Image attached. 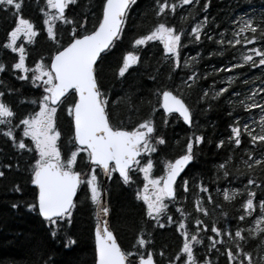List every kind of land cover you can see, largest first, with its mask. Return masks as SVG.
Instances as JSON below:
<instances>
[{"label": "trees", "instance_id": "1", "mask_svg": "<svg viewBox=\"0 0 264 264\" xmlns=\"http://www.w3.org/2000/svg\"><path fill=\"white\" fill-rule=\"evenodd\" d=\"M169 2L177 4V11L175 14L169 12L166 17L156 16L155 0H137L131 6L121 37L112 49L103 54V72L100 76L102 89L119 102L116 104L115 114L120 120L115 122L130 125L131 122L136 124L150 116L154 117L157 135H163L166 140V144L158 146L153 155L158 167L181 154L187 140L196 136H203L205 139L194 145L196 159L180 179L177 197L168 203V211L164 213L166 216L159 220V224L164 225L163 228L156 220L145 217L146 207L136 198L143 181L141 172L132 174L133 182L128 184L112 179L109 185L112 228L125 249H131L143 229L150 244L148 250L156 254L158 264H168V260L174 258L182 247L183 236L179 228L181 221L189 226L191 232L197 227L196 218L204 220L209 228L213 223L217 227L230 229L233 233L241 228L247 239L239 243L245 251L253 253L255 264L264 256V246L259 253L257 251L264 241V235H249L248 230L257 227L255 220L261 214L260 209L257 206L256 211L243 221L239 217L245 214L242 205L248 198L245 185H248L249 178L255 179L257 185H248L251 191L257 193L254 203L258 205L264 199V170L255 166L252 171L245 164V161L253 163L249 160V153L254 152L256 159L264 156V145L252 144L243 132L239 146L230 142V138L233 137L232 128L237 123L241 127L247 124L257 134L260 133V121L264 112L259 108L249 109L246 106L253 100L264 104V91H261L264 89V66L253 68L250 64H245L242 68H232V65L243 64V55L250 54L248 49L264 48V42L233 46L227 41L233 40L243 21L264 20V0H199L198 3L193 0L192 4L183 6L180 5V0ZM103 3L104 0H78L77 5L71 6L66 15L77 19H81V14L86 15V27L91 30L101 17ZM205 4L208 5L206 8ZM41 9L48 10L46 0H23L22 14L34 23L39 33L32 43L24 40L17 42L18 46L22 44L26 49V66L30 69L35 68L36 63L41 60L49 64L60 45L69 42L71 32L68 25L59 21L56 25L60 44L52 41L43 24L45 15ZM13 12L0 9V62L7 64L9 68L18 60L19 55L3 47L7 42L8 32L14 27L16 17ZM165 19L169 25L174 24L178 30L182 28L185 32L182 36L179 67L175 66V57L167 55L159 42L149 41L140 46L134 43L136 38L146 35L156 23ZM198 23H202L203 27L200 40L195 41L191 28ZM242 36L250 37V33H243ZM221 40L224 41L223 44L220 43ZM129 51L139 54L140 61L124 77H120L119 67L122 66L124 54ZM253 59L258 64L259 57L254 55ZM229 68L232 70L227 71ZM194 73L195 79L190 80L189 77ZM22 75L24 73L17 69L0 73V91L6 93L5 100L12 104L18 114L12 121L13 125L30 113L38 112V104L32 101L44 94L42 82L37 81L34 85L31 79H19ZM28 75L31 77L32 73L29 72ZM163 88L173 90L188 102L193 113L190 128L182 124L178 117L165 118L158 109L157 89ZM221 88H227L228 91L217 96ZM205 92H208L207 97L204 96ZM253 93L257 94L253 97ZM73 99L71 96L57 111V127L62 132L59 142L62 153H66L71 147L68 141L73 132L67 105ZM5 130L6 126L0 125V170H6L7 173L5 177H0V264H45L46 261L48 264H95L96 220L94 206L86 197L87 190L83 186L78 192L73 223L64 225L61 221L63 228L53 238L49 224L23 203L32 202L36 197V189L31 185L30 177L33 157L38 154L15 147L3 135ZM14 130L18 138L22 137L23 126ZM23 139L29 147L34 148L30 138ZM221 140L225 142L223 146H219ZM83 155L86 157V154ZM8 164H12L11 169L4 168ZM221 164L226 167L220 168ZM79 168L84 169L83 162H79ZM225 171L229 173L228 176H225ZM183 180L189 181L188 191L183 188ZM16 184L23 186L22 192L13 191ZM201 185L207 188L206 192L201 191ZM235 189H240L242 194L232 201L225 200L224 191L231 193ZM209 195L211 200L208 199ZM87 196H90L89 192ZM198 198H202L201 206L208 209V215L196 211ZM14 202L19 203V208L11 207ZM181 208L185 216L177 211ZM169 215L173 217V222L167 220ZM200 235L204 244L195 245L194 249L200 264H203L204 259H211L215 264H230L224 253L233 242L227 236L224 237V247L217 243L216 249H209L208 238L215 234L209 230ZM67 236H71L77 243L66 246ZM161 251L164 252L162 257L159 255Z\"/></svg>", "mask_w": 264, "mask_h": 264}, {"label": "snow or ice", "instance_id": "2", "mask_svg": "<svg viewBox=\"0 0 264 264\" xmlns=\"http://www.w3.org/2000/svg\"><path fill=\"white\" fill-rule=\"evenodd\" d=\"M198 3L199 0H196ZM47 9H41L45 18L43 24L47 26V35L58 45L60 41L57 38L56 21H62L71 29L69 42L60 47L51 58L50 64H45L43 60L36 63L35 68L30 69L26 66V49L20 44L17 45L18 39L23 35L29 43H32L34 37L39 33L34 23L30 19L24 18L22 14L23 0H0V9H7L13 12L16 17L14 27L7 34V42L3 45L5 49H10L13 53H18V60L11 65V68L3 62H0V73L10 71L11 69L21 70L24 75L20 76L21 80L31 79L32 84L37 81L44 85V94L32 103L38 104L39 111L30 113L19 120L16 125L12 121L17 118V112L12 104L5 100L6 93L0 91V125L6 126L3 135L10 139L11 143L18 149L27 150L37 153L33 157L34 163L31 164L32 185L37 186L38 195L34 201H24L25 206L32 212L38 213L51 228V236L56 238L64 225L73 223V212L77 208L74 197L77 190L83 185L90 196L92 205L96 208V223L94 228V241L96 264H158L155 253L149 251V241L145 238V231L141 229L136 237V243L131 249L122 248L117 241L114 230L111 228L107 216L110 208L103 197V187L98 179L97 169L111 178L113 172H119L125 184L131 183L132 173L135 168L144 174L143 190L137 191L136 198L142 200L146 205V215L152 220H156L159 224V218L168 211V204L165 203L167 198L176 197L177 178L185 169L196 159L194 145L204 141L203 136H196L187 140L183 154L174 160H166L163 162V175L153 178L152 172L154 162L150 158L152 153L157 152L160 145H165L166 140L163 135H157V128L154 119H143L137 123L131 130L122 126L121 123H113L111 118L110 100L108 93L103 91V84L100 79L103 72V55L114 46L123 31V26L127 20V14L130 7L137 3V0H104L102 9V18L97 20L96 25L89 31L86 27L88 17L81 14V19L70 18L66 15V9L70 6L77 5L78 0H46ZM193 0H180V5L192 4ZM156 16L166 17L169 12L175 14L177 4L169 0H155ZM208 5L205 4L206 8ZM183 19V18H182ZM207 17H205V21ZM203 24L198 23L191 28V35L195 41L201 38V30ZM250 33L249 36H242L243 33ZM185 35L184 30L177 29V26L169 25L166 19L161 20L146 34L135 39L136 46L146 45L149 41L160 40L164 44L166 53H170L175 57V66H180V48L182 47V36ZM211 39V37H208ZM264 42V20L255 22L253 19L243 21L239 31L234 34L233 40L227 41L228 44L235 46L236 44H253L256 42ZM220 43H224L223 40ZM248 53L243 55V64L232 65V68H242L245 64L251 67L264 66V48L253 47L248 49ZM259 57L258 64L253 56ZM140 57L134 52H128L123 58V64L119 67L118 75L124 77L129 68L137 64ZM187 63V62H186ZM232 68L227 69L231 71ZM223 70V69H222ZM32 75L29 77L28 73ZM153 79H155L153 77ZM190 80L195 79V73L189 77ZM231 82V78H229ZM190 87V85H189ZM70 90L78 94V99L67 105V114L72 119L74 125L73 134L68 141L71 145L66 153H62L60 140L62 137L61 130L57 127V111L62 104L67 102V95ZM227 88H221L216 94L223 95L227 92ZM264 91V89H261ZM157 93L162 97V107L167 113H178L183 120L189 125L193 122V113L185 100L174 94L172 90L167 88L157 89ZM257 93H253V97ZM208 96V92L204 93ZM150 103V102H149ZM249 109L259 108L264 112V104L252 103L246 106ZM155 109H153V113ZM167 123V121H164ZM23 126L22 137L18 138L15 128ZM260 133L257 134L249 125L244 124L242 127L232 128L233 137L230 142L241 145L242 132L246 133L250 138V142L254 145H264V117L260 121ZM23 137H30L34 148L29 147L25 143ZM225 142L221 140L219 146H223ZM147 153V156H142ZM86 154V157L83 155ZM83 162L84 169L79 168V162ZM146 161L141 166V161ZM249 160L253 163L245 161L249 170L254 171L255 166H260L264 170V156L259 159L255 158V153H249ZM220 168H225V164H221ZM5 169H11L12 164L4 166ZM6 170H0V177L6 176ZM225 176L229 173L225 171ZM188 180H183V188L188 191ZM248 185L256 187L255 179L249 178ZM245 185L247 190V200L242 207L245 214L239 219L245 220L246 216H251L257 209H260V215L255 220L257 227L249 229V235H264V199L259 201L257 205L254 203L257 193L251 191ZM264 187V185H262ZM13 191L22 192L23 186L16 184ZM201 191H207L201 185ZM240 189H235L231 193L224 191V199L232 201L237 195H241ZM209 200L212 197L209 195ZM202 198L196 201V211L208 215V209L201 206ZM13 209L19 208V203H12ZM182 216H185L184 210L177 209ZM190 215V214H189ZM224 215H227L225 213ZM169 222H173L172 216H167ZM196 229L194 232L189 230V226L181 221L179 228L183 236L182 247L174 258L168 260V264H200L195 254V245L204 244V240L200 233L211 231L215 235L208 239L209 249H216L217 243L222 247L225 246L224 237L227 236L233 243L225 250V255L230 262L235 264H254L253 253L245 251L239 241L247 239L244 235V229L237 228L233 233L230 229L217 227L215 223L209 225L200 218L195 219ZM161 228L163 224H159ZM217 237H220L217 240ZM77 241L71 236H67V245H74ZM261 246H258V253ZM219 252V249H217ZM159 255L164 256L161 251ZM45 264H48L46 261ZM203 264H215L211 259H204ZM255 264H264V256Z\"/></svg>", "mask_w": 264, "mask_h": 264}, {"label": "water", "instance_id": "3", "mask_svg": "<svg viewBox=\"0 0 264 264\" xmlns=\"http://www.w3.org/2000/svg\"><path fill=\"white\" fill-rule=\"evenodd\" d=\"M77 95V99H78V94H76ZM166 111V110H165ZM106 177L107 176H105V180H106ZM35 186V185H34ZM37 187V186H36ZM38 189V188H37ZM103 197H104V200H105V202L107 203V194H106V191H104L103 192ZM107 219H108V216H107ZM109 221V220H108Z\"/></svg>", "mask_w": 264, "mask_h": 264}, {"label": "rangeland", "instance_id": "4", "mask_svg": "<svg viewBox=\"0 0 264 264\" xmlns=\"http://www.w3.org/2000/svg\"><path fill=\"white\" fill-rule=\"evenodd\" d=\"M126 121V120H125ZM127 122V121H126Z\"/></svg>", "mask_w": 264, "mask_h": 264}]
</instances>
